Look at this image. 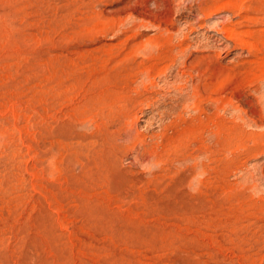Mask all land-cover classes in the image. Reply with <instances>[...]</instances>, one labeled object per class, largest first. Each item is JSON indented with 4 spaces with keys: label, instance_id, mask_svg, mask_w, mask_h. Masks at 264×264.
Masks as SVG:
<instances>
[{
    "label": "rangeland",
    "instance_id": "374dc122",
    "mask_svg": "<svg viewBox=\"0 0 264 264\" xmlns=\"http://www.w3.org/2000/svg\"><path fill=\"white\" fill-rule=\"evenodd\" d=\"M263 15L0 0V264H264Z\"/></svg>",
    "mask_w": 264,
    "mask_h": 264
},
{
    "label": "bare ground",
    "instance_id": "6f19581e",
    "mask_svg": "<svg viewBox=\"0 0 264 264\" xmlns=\"http://www.w3.org/2000/svg\"><path fill=\"white\" fill-rule=\"evenodd\" d=\"M246 1H248V0H246ZM250 1H252V0H250ZM218 2V1H217ZM223 3V2H222ZM206 4V3H205ZM204 4V5H205ZM219 4H221V3H219ZM218 4V5H219ZM217 5V6H218ZM203 6V5H202ZM252 6V5H251ZM241 7V6H240ZM254 7V6H253ZM203 8V7H202ZM201 8V9H202ZM205 8V7H204ZM221 8V7H220ZM222 8H229V9H234V8H237V5L234 3V2H232V1H230V2H227V3H223V5H222ZM256 8V7H255ZM210 9V8H209ZM214 9V8H213ZM240 9V8H239ZM241 9H243V8H241ZM206 10V9H205ZM211 12H212V10H210ZM211 12H209V13H211ZM240 15V14H239ZM264 16V15H263ZM260 17V16H259ZM248 22H249V20H248ZM251 23V22H250ZM140 24V23H139ZM144 25V24H143ZM138 26H141V25H138ZM145 27V26H144ZM209 27V26H208ZM221 28V27H220ZM224 28V27H223ZM222 29V28H221ZM86 32V31H85ZM238 32V31H237ZM162 35H163V33H161ZM220 34V33H219ZM221 34H223L222 32H221ZM227 35H228V37L230 38V39H232V40H237V41H241L242 42V40H241V36H240V34H238V33H236V31L235 30H228L227 31ZM224 37V36H223ZM152 41V40H151ZM150 42V40H148V43ZM154 43V42H153ZM150 44V43H149ZM135 45V44H134ZM137 45V44H136ZM151 45V44H150ZM153 45H156V44H153ZM246 45H248V43L246 44ZM245 45V46H246ZM250 45V44H249ZM147 46V45H146ZM146 46L145 45H140V46H138V49H139V51L141 50H146L147 48H146ZM219 46V45H218ZM214 47V46H213ZM249 47H252V46H249ZM134 48V47H133ZM136 50H137V48H135ZM135 49H133V50H135ZM133 50H131V51H133ZM136 50H135V52H136ZM156 50V49H155ZM180 50V49H179ZM137 53V52H136ZM149 54V53H148ZM131 55V54H130ZM133 55V54H132ZM167 55V54H166ZM151 56V55H150ZM102 61V60H101ZM192 63V62H191ZM194 63V62H193ZM196 64H198V62L196 63ZM194 65V64H193ZM203 67V66H202ZM204 68H206V67H204ZM205 71V70H204ZM264 79V78H263ZM197 83V82H196ZM199 85V84H198ZM264 85V84H263ZM221 100V99H220ZM261 100V99H260ZM198 103V102H197ZM200 107V106H199ZM198 107V108H199ZM198 110V109H197ZM259 117V116H258ZM263 119V118H262ZM157 123V122H156ZM240 123V122H239ZM248 123V122H247ZM159 124V123H158ZM261 125V124H260ZM115 126V125H114ZM113 127V126H112ZM251 127V126H250ZM252 128V127H251ZM149 129V128H148ZM118 134V133H117ZM116 134V135H117ZM115 135V136H116ZM221 139V138H220ZM126 140V139H125ZM53 146V145H52ZM134 150V149H133ZM257 152V151H256ZM51 160V159H50ZM55 161V160H54ZM207 161V160H206ZM52 162V161H51ZM196 186V185H195ZM262 206V205H261Z\"/></svg>",
    "mask_w": 264,
    "mask_h": 264
}]
</instances>
